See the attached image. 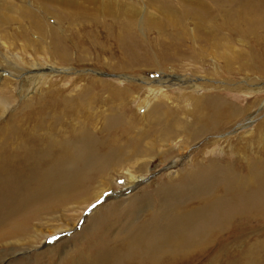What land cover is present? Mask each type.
<instances>
[{
  "label": "bare ground",
  "instance_id": "bare-ground-1",
  "mask_svg": "<svg viewBox=\"0 0 264 264\" xmlns=\"http://www.w3.org/2000/svg\"><path fill=\"white\" fill-rule=\"evenodd\" d=\"M148 1L159 9L156 20L155 14L151 13L142 14L143 17L137 20L143 9L130 2L120 4L118 0H0V39L9 41L14 47L19 42L23 43L24 52L32 51L33 61L35 58L40 60L34 61L33 67L40 62L51 65L56 71L67 72L68 70L59 66L86 61L88 50L84 46L88 42L97 45L101 31L107 39L132 48L138 43L135 33L139 22L146 30L157 33L159 41L157 42L156 37L149 41L147 47V51L155 53V56L156 52L163 51L166 53L165 60L187 59L193 67H199L202 65L201 61L210 55L215 59L214 66H211L213 74H239L252 68L254 53L248 51L246 55L240 50L233 53L231 47L240 39L248 40L253 47L260 40L264 33L262 0H175L184 5L179 7L176 4V8L168 2L162 4L163 0ZM35 3L42 7L46 13L44 16L37 14ZM30 7L32 9H28ZM50 19H54V22L49 21ZM186 23L191 26L187 27ZM32 31L36 32L32 34L33 37L34 34L37 35L35 37L38 42H30L31 37L28 39ZM14 57L20 59L19 55ZM14 69L9 66V75L0 77V118L9 113L18 102L14 93L19 86L17 76L21 73L16 75ZM51 78L48 79L52 82ZM173 78L174 82L181 80L179 77ZM80 80L82 78L76 74L70 82V85L75 84L72 88H66L65 84H52L46 91L42 92L41 89L37 94V90L22 101L18 109L28 103L29 108L35 105L30 123L16 125L20 121L18 120L13 125H0V264L17 254L26 256V260L29 258L26 264H53L57 261L59 264H66L75 255L80 257L82 249L90 251L87 245L92 244L87 240L79 246L77 252L73 251L76 247H69L72 252L60 258V250L68 240L60 239L52 250L47 245L54 242V236L56 238L62 232L74 229L88 207L98 202L103 193L112 187L109 179L111 174L124 173L129 183L135 182L138 174H147L137 172L146 166L143 163L147 158L156 155H162L163 160L169 158L167 155L174 147L185 148L190 140L222 125L219 124L222 119L224 124L228 115L237 111L235 102L221 98L213 90H206L200 95L205 102L189 99L187 110L178 101V104L172 105L168 103V98L160 95L159 99L157 97L146 102L148 94L161 90L162 81L156 80L155 86L152 80L145 78L139 80L145 82L147 88L133 86L138 96L147 94L146 97L142 95L144 97H141V104L137 105V108L147 105L146 111L137 120L125 108L131 99L138 96L124 90L123 96L119 92L121 90L115 88L103 89L106 82L98 84V89L93 87V81L77 85ZM190 87L201 89V86ZM208 93L210 95L206 100ZM99 96L105 98L102 104L98 100ZM185 115L191 116L189 122L184 120ZM258 137L256 142L264 150V134L256 136L257 139ZM224 140L204 139L200 149L204 152L209 146H215ZM226 141L229 144V139ZM249 144L250 141L246 140L243 148H239L240 153L243 152L242 149L247 152ZM246 155L240 154L241 159ZM178 160V157L172 160L174 165ZM234 161L235 164L238 163L237 158ZM243 166L248 169L238 172H233L227 165L218 168L206 164L193 166L190 170L185 169V165L176 168L169 178L168 174L162 178L171 184L156 190V199L161 200V203L157 201L160 206L157 205V210H153L140 224L137 223L139 227L134 234L123 235L113 248H108L106 242L98 243V249H94L95 255L81 257L83 262L73 261L72 264H89L93 259H96L94 264L200 263L209 253L220 250L222 245H217L218 243L222 244L231 237L240 235L231 234L236 217L240 222L246 221L248 217H258L254 220L264 219V161L260 157H251ZM96 177L106 178L105 188L100 187L94 197L85 201L73 196V192L81 185ZM186 184L189 186L183 188ZM156 185H159L158 182H153L146 188ZM142 192L143 194L139 193L140 196L135 192L118 202L111 200L110 203L114 201L111 211L121 215L143 210L145 207L141 206L149 205L150 197L147 196L146 189ZM181 192L187 195V201L181 200L175 204L167 196L172 193L177 196ZM58 199L66 202L63 206L67 204L66 208L70 212L76 213L74 226L71 228H63L64 222L54 216L66 209L51 208ZM124 200L127 201L125 206ZM164 200L165 203L162 204ZM79 205L81 207L76 209ZM99 209L106 208L102 205ZM107 217L102 213L100 215L96 208L88 219L85 218V224L80 232L75 233V238L81 236L89 225L94 226L92 235L98 233L97 230L104 226ZM46 218L49 221L44 225H48L51 232L42 234L35 229L34 223L38 225ZM98 224L102 226L99 228ZM239 239L244 238L240 236ZM45 244L47 245L44 246ZM235 246V257L240 258L237 264H264V234L260 238L246 240L243 247ZM45 247L47 250L43 251ZM37 248L41 253L47 252L51 256L45 261H41L39 253L36 256L32 254L33 259L27 256ZM13 264L19 263L16 260Z\"/></svg>",
  "mask_w": 264,
  "mask_h": 264
},
{
  "label": "rangeland",
  "instance_id": "rangeland-1",
  "mask_svg": "<svg viewBox=\"0 0 264 264\" xmlns=\"http://www.w3.org/2000/svg\"><path fill=\"white\" fill-rule=\"evenodd\" d=\"M123 2L126 3L130 2L131 4H133V6H136L138 8L140 7L141 9H143V12L140 14V17L138 16L136 18L137 20H140L143 17L142 14L146 15L147 13H151L153 15L155 14L154 15L156 16L155 20L157 19V15L159 16V9L148 0H140V2H137L136 0H122V1L118 0V3L120 4H122ZM166 2H168L175 8L177 7V5H179V7H181V5L182 7H184L182 3L180 5V2H177L175 0H163L162 4H165ZM262 3L264 4V0H262ZM36 6L38 10L37 14L44 16L46 13L42 9V7H40L38 4H36L35 7ZM28 9H32V8L30 7ZM11 14L14 13L11 12ZM51 20L52 19H50L49 21ZM51 22H54V19ZM50 24L53 25V23ZM16 26L19 27V25ZM186 26L188 27L191 25L190 23H186ZM33 32L36 33L35 31H32L31 34H29L28 39L31 37L30 42L32 43L33 41L38 42V40H36L37 37H35L37 35L34 34L35 36L33 37L32 34ZM101 33H102L101 37L97 39V42L99 41L98 42L99 45L97 44L94 46L92 42H88L89 45L88 43L85 44L84 48L88 50V51L86 50L87 51L86 61L83 62L76 61L74 62L75 64L70 63L69 65L59 66L64 70L65 69L68 70L67 72L56 71L55 69H52L51 65L49 64L46 65L40 62H37L39 65L35 64V66L33 67L34 61H40V60H37V58H35V60L33 61L34 58L33 52L29 50H25L24 52L23 43L19 42L17 44L18 46L15 45L14 47L9 43V41H4L3 39H0V77L3 76L7 77L9 75L8 73L9 66L15 68L14 71L16 75L21 73L19 76H17L16 82L17 81L19 82V86L14 93L18 97L17 98L18 102L16 106L12 108L11 110L12 112L10 111L9 113H7L8 115L6 114L0 118V125H13L18 120L20 121L16 123V125H24L25 123L29 122L30 115H32V110L35 107V105H32L29 108L30 105L28 103L18 109V106L21 104V102L28 99L33 94H35L37 90H38L37 94H39L41 89L43 90L42 92L46 91L47 88L52 84L58 83V86L65 84L66 88L69 86L70 88H72L75 84L70 85V82L72 78L76 76V74H79V76L83 80V81L82 80L77 81L76 83L77 85L80 83L86 84V81H89V83L93 81L92 82L93 87L98 89L100 88L98 84H104V82H106L104 84L105 87L103 89L107 90V89L115 88L117 90H121L119 92L123 96H124V91H129L130 93L132 92V94L138 96L133 86L147 88L145 82L139 79L149 78L150 80H152V82L154 83L153 85L155 86L157 85L156 82L159 80L162 81L161 90H157V92L154 94L153 93H150L148 95L146 93L142 94L145 97L147 95L146 102L153 101L157 97H158L157 99H159L161 96H165V98L169 99L168 101L169 104L171 103L172 105L173 104L175 105V103L178 104L176 102L178 101L179 103L185 106L186 110L188 109L187 105L189 103L188 101L189 99L190 100L199 99L201 102H205L204 99L200 98L201 97L200 95L204 93L206 90L209 92L213 90L217 92L221 98H224L225 100H230L231 102H235L237 105L238 112L236 111L230 113L227 119L224 120L225 121L224 124L222 123L223 120L222 119L219 122V124L222 125H219L218 127L206 131L207 133L209 132L212 133L213 135L212 134L209 135L207 133H201L199 136H197V138H193L192 140H190V142L187 143L185 148L174 147V149L171 150V153L167 155L169 156V158L163 160L164 157L162 155H156L147 158L143 163V165L146 166H144V168L141 170H137L138 173H147V174H143V175L138 174V177L135 180V182L129 183L124 173L111 174L109 176L110 184H112V187L109 189L110 191L108 190L104 192L100 200L98 199V202L96 201L95 203H92L88 207L85 213L82 214L83 218L82 219L80 218L78 223L75 225L74 229H70L66 232L64 231L56 238L54 236L55 240L54 238H52V240L54 241L53 243L44 245V246L47 245V248L52 250L53 248H56L60 239L61 240L65 239V241L68 240L66 241L67 243L64 246H62L61 248L62 250H60L61 254L60 255L57 254L60 258H63L72 252L69 247H74V248L76 247V250L73 251L77 252L79 246L82 243H86L87 240L91 241L92 244L91 246L86 244L88 247L87 249H90V251H84V249H82V253H81L82 255L80 257L75 255L74 256L75 260L73 259L70 261V263L68 262L66 264H72L73 261H75L76 263H81L83 262L82 261L83 259H81V257L87 258L95 255L94 249L96 250L98 249V243L106 242L108 248L110 247L113 248L115 246V243L119 242L120 241L119 239H122L123 235H127V234L131 235L132 232L134 234L135 229L139 227L138 224H140L142 220L145 219L153 210H157V205H158L157 201L161 203V200L160 198L156 199L158 197L156 194V190L160 189L161 187L163 189V185L171 184L169 183L170 181H163L162 178L164 177V175L166 176L167 174L169 178L171 172L173 170H176V168L179 169L181 166L185 165V169L190 170L191 168H193V166L199 167L206 164L215 165L218 168L219 166L221 167L227 165L230 166L233 172H238L248 169L243 165H246L247 161H249V158L251 157H255V158L260 157L261 161H264V150H262L263 148L260 149L261 145L257 143L259 137L258 139L256 138V136L264 134V92H259V90L261 89L264 90V33L261 35V37L259 38L260 40L254 47L251 46L250 42L245 39L244 40L240 39L239 41L236 40L233 43L234 47L233 46H232L233 48L231 47L233 53L240 50L245 52V54L247 55L248 51H251L252 53H254V57H255L251 64L252 68L242 73L239 72V74H233V73L225 74L224 72L221 74H213L212 73L213 70L211 66H214L215 59L211 58L210 55L209 57L207 55L205 59H203L205 62H203V60L201 61L202 65H200L199 67H193L192 66L193 64L190 63V60L187 59H184V61L180 59L179 61L178 59L175 60L174 58L173 59L166 58L165 60L164 56L166 55V53L161 50L162 48L160 49L162 53L156 52L157 54L155 56V53L153 52L151 53L147 51L148 49L147 47L149 45V41H153L154 38L156 37L158 38L157 33L146 30L144 27L139 25V22L136 26V33H135L138 37V43L132 46V48L129 46H123L122 44L119 45V43L107 39L106 35L102 31ZM158 41L159 38L157 42ZM95 47L98 49H96ZM232 50H230V53L232 52ZM224 54L226 55V52H224ZM15 55H19L20 59H16L17 57H14ZM21 57L23 59H21ZM214 75L216 76L218 75V76L215 77ZM49 77L53 78V79L51 78L52 82L49 81L48 79ZM173 77L176 78L179 77L181 80L177 79L176 81L177 83H176L173 81L174 79ZM191 85L201 86V89L198 88L194 89L196 87H190ZM163 89L164 92L166 93L162 92ZM250 91L254 93H250ZM11 95L12 94H10V96ZM142 95H139L134 99H131L130 102L126 104V108H125V111L128 112L130 110L131 116L137 117V120L147 109L146 107L147 105L142 106V108L141 107L137 108V105H139V103L141 104V99H142L141 97H144ZM209 95L210 93H208L205 96L206 100L208 99L207 96ZM180 96L183 97L181 98ZM98 100L100 101V104H102L105 98L103 96H99ZM118 100L116 101V103H118ZM254 101H256V103H254ZM118 106L120 105L118 104ZM104 107L105 106H103V108ZM244 110L246 111L244 112ZM237 113H241V114L239 115ZM183 117L185 118L184 120L187 122L191 120V116L189 115H185ZM203 137L205 140L208 138V140L210 141L211 140L223 141L224 139L225 140L224 142H219V144H216L215 146L212 145L209 146L204 150V152H202L200 147L204 141V139H202ZM234 137L236 140H234ZM226 139H229V144H227ZM246 140L247 141L249 140L250 144L247 145L248 147L247 152H245L244 149H242L243 150L242 153L247 154L246 156L243 157L242 160L240 157V154L242 153H240L241 149L239 148H243L244 146L243 143ZM189 145L191 146L188 147ZM186 147L188 148L186 149ZM159 148L161 147L159 146ZM231 149L232 151H230ZM194 151L195 153H193ZM177 157L179 158V160L177 161V164L174 165L175 163L172 160L176 159ZM236 158L238 159L237 164H235L234 161ZM240 162H244L245 164H242ZM173 176L175 177L176 175L174 174ZM92 179H93L92 181L81 185V187H79L76 190V192H73L75 194V195L73 194V196H75V198H77L78 200L84 199L85 201L94 197L97 190L100 189V187L105 188L104 182L107 181L106 178L96 177L95 179L94 178ZM153 182H158L159 185L155 186L157 188L152 186L146 188L149 184ZM178 185L180 186V184ZM188 186L189 185L186 184L183 188ZM145 189L148 192L147 196L150 197V204L149 205L143 204L141 206V207H145L143 209L144 211L141 210L138 212L137 211L127 212L125 214H121L122 216L120 215L119 212L111 211L112 210L111 208L113 206L112 203L114 201L118 202L119 200H123L128 196L133 195L135 192L138 193L137 194L138 196L139 193L143 194L142 191H145ZM167 196L170 197L171 202L175 204L179 203L181 200L184 201L188 200L187 195H184L183 192H181L177 196H175L174 193L168 194ZM58 200L53 202L55 205H51V208L57 207L58 210H61V208L63 207L66 208L68 206L67 204L63 206V204L66 203L64 202V200L62 199H58ZM111 200L114 201L110 203ZM70 203L71 202H69V205ZM163 203H165V200L162 201V204ZM102 205H104V208L106 209L100 210L99 208ZM123 205L124 206L127 205V201H125ZM58 206H60V209ZM80 207L81 205L77 206L76 209ZM51 208H49L48 210L52 211ZM96 208L99 210L100 215L102 213L105 214V216L107 215L109 217V218L107 217L106 223H103L104 226H102V224H98L99 228L100 226H102L100 230H97L99 234L95 233L93 234L94 235L93 236L92 229L94 228V226L89 225L81 236L75 238L76 237L75 233L77 234L82 230L83 224H85V218L88 219L91 212L94 211ZM66 209L68 211H66ZM66 209L61 210V212L55 213L54 216H58L60 222H64L63 228H71L74 226L73 219L76 213L70 212L68 208ZM254 218H258V217H248L246 221L242 219L244 222H240V219L236 217L233 220L234 228L232 230L233 232L231 231L232 232L231 234L239 233L240 235L237 236L238 238L231 237L222 244L218 243L217 245H222L220 246L221 248L219 247L220 250L218 252L209 253L207 256L202 258L200 263L197 261V264H231L232 260H234L232 264L234 263L237 264L238 263L237 260H240V258L237 259V257H235L234 250L237 249L235 245L237 246L239 245L243 247L245 245L246 240L260 238L264 234V219H260L261 220L260 221L259 219L254 220ZM48 221L49 219L46 218V220L42 221L41 223L37 222L38 225L34 223V226H36L35 229L38 232H41L42 234L43 233L49 234L51 232L50 227L48 225H44V223H47ZM50 223L51 222H49V224ZM240 236L241 238L243 237L244 239L242 240L239 239ZM47 248L46 247L43 248V251H46ZM90 253L92 254L90 255ZM32 254L34 256H36L35 254H38L41 258V261H45L51 256L49 255L50 253L47 252L41 253V250L39 248H37L36 250H32L27 256L32 257L33 256ZM20 259H22L23 261ZM16 260L19 264H26L29 258L28 260H26V256L22 254H17L14 258L5 259L4 264H13L14 262H16ZM95 260L96 259H93V261H90L89 264L91 263L94 264ZM58 262L59 261H57L56 263L54 262L53 264H59ZM46 264H48V262H46Z\"/></svg>",
  "mask_w": 264,
  "mask_h": 264
}]
</instances>
